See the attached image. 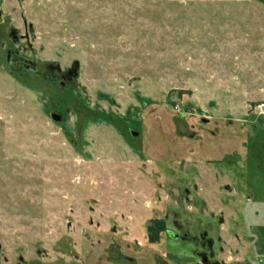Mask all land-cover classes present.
Returning a JSON list of instances; mask_svg holds the SVG:
<instances>
[{
	"label": "rangeland",
	"instance_id": "374dc122",
	"mask_svg": "<svg viewBox=\"0 0 264 264\" xmlns=\"http://www.w3.org/2000/svg\"><path fill=\"white\" fill-rule=\"evenodd\" d=\"M259 150L264 0H0V264H264Z\"/></svg>",
	"mask_w": 264,
	"mask_h": 264
},
{
	"label": "flooded vegetation",
	"instance_id": "af4514ba",
	"mask_svg": "<svg viewBox=\"0 0 264 264\" xmlns=\"http://www.w3.org/2000/svg\"><path fill=\"white\" fill-rule=\"evenodd\" d=\"M260 146V145H259ZM259 148V147H258ZM264 151L263 150H259L258 151V154H257V156H258V162H260V164H261V167H263L262 166V164L263 163H261L263 160H264ZM260 159V160H259ZM224 189H226V191H228V192H232V194L231 195H233V190L231 189V187H230V190L229 189H227V187L226 186H224ZM187 201L189 200V198L188 197H186L185 198ZM161 223H163V222H161ZM151 225H152V223L147 227V232H148V228L149 227H151ZM162 233V232H161ZM160 233V234H161ZM200 233V232H199ZM200 234H202V235H200L201 236V238L202 239H200V240H198V241H194L193 239H191L190 240V242L191 243H193V245L195 246V249H199V247L201 248V246L203 247L204 246V243L206 244V246H208V247H210V245H211V242L210 241H207L206 240V238L208 237L207 235H208V233L206 232V231H203V232H201ZM148 237H149V234H148ZM147 237V239H148V242L150 241L149 240V238ZM183 239L187 242V239H185V235H184V237H183ZM203 239L205 240V242L203 243ZM150 243V242H149ZM188 243V242H187ZM150 244H152V243H150ZM196 254V251L194 252V255ZM196 257L199 259V264H212V263H210V261H211V259H210V256H205V255H201V256H199L198 254H196Z\"/></svg>",
	"mask_w": 264,
	"mask_h": 264
},
{
	"label": "trees",
	"instance_id": "16d2710c",
	"mask_svg": "<svg viewBox=\"0 0 264 264\" xmlns=\"http://www.w3.org/2000/svg\"><path fill=\"white\" fill-rule=\"evenodd\" d=\"M163 223H155L153 226L148 228L149 242L154 243L157 240L159 234L164 230Z\"/></svg>",
	"mask_w": 264,
	"mask_h": 264
},
{
	"label": "water",
	"instance_id": "95a60500",
	"mask_svg": "<svg viewBox=\"0 0 264 264\" xmlns=\"http://www.w3.org/2000/svg\"><path fill=\"white\" fill-rule=\"evenodd\" d=\"M51 119L53 121H55V122H60L61 121V117L58 116V115H55V114L51 115ZM132 135L135 136L136 134L135 133H132Z\"/></svg>",
	"mask_w": 264,
	"mask_h": 264
}]
</instances>
